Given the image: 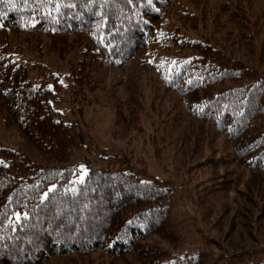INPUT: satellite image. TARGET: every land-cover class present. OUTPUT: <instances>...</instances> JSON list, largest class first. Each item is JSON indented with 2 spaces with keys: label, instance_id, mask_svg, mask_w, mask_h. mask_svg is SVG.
<instances>
[{
  "label": "trees",
  "instance_id": "trees-1",
  "mask_svg": "<svg viewBox=\"0 0 264 264\" xmlns=\"http://www.w3.org/2000/svg\"><path fill=\"white\" fill-rule=\"evenodd\" d=\"M228 5L236 6L0 0V130L17 138L0 137V264H264V239L224 245L210 234L219 220L208 224L205 211L236 189L232 171L216 173L224 166L264 177V13ZM134 60L177 95L180 119L218 134L227 151L191 156L184 178L168 176L161 153L172 128L160 118L150 139L163 176L150 172L133 136L121 152L99 148L73 164L88 128L63 118L62 98L85 103L107 69ZM128 103L104 104L111 128L141 136Z\"/></svg>",
  "mask_w": 264,
  "mask_h": 264
},
{
  "label": "rangeland",
  "instance_id": "rangeland-1",
  "mask_svg": "<svg viewBox=\"0 0 264 264\" xmlns=\"http://www.w3.org/2000/svg\"><path fill=\"white\" fill-rule=\"evenodd\" d=\"M181 2L197 12L207 11V9L215 11L220 4L231 2L236 6L228 5V7L244 8L258 18L264 13V0H181ZM70 61L71 58L68 57L66 63L61 64L63 67L69 66ZM59 70L61 74L64 72L62 66ZM104 94H106V99L103 98ZM92 95L98 97L96 102L94 101L96 96H92L85 103L82 101V104L63 97L58 108L64 119L75 121L79 129L88 128V135L84 138L82 148L72 159L73 164L78 165L84 156L93 157L99 148H106L108 153L121 152L124 149L125 139L133 136L134 148L144 155L145 158H143L150 166V172L153 175L163 176L154 164L150 139L154 134L150 123L156 125L160 118L172 128L165 133L167 140H165V148L161 153L163 166L168 176L184 178L182 165L185 159L188 162L192 158L193 161H197V158L208 154L214 156L212 152L218 148H220L218 154L227 151L225 146L221 150V137L218 134L194 120H182L178 117L182 111L180 99L175 93H166L158 88L150 74L138 61H131L123 67L107 69L103 87L96 89ZM156 95L158 97H155ZM62 96H65V92H62ZM109 100H114L118 105L120 100L129 102L130 115L135 117L138 114L141 117L140 124L145 133L137 136L134 128L126 132L120 127L114 132V128H111L113 112L104 105ZM77 105L82 110L76 109ZM157 133L159 134L158 131ZM1 136L8 137L7 141L11 144L17 140L12 130L8 132L0 130ZM192 148H195V151L198 150V153L191 152ZM224 171H232L230 176H232L234 188L242 194L240 192L238 194V191L235 194L236 189H233L232 194L237 197L241 196L238 202L234 203L232 194H227L223 198L210 200V203L205 205V211H210L207 223L219 220L217 228H214L215 230L213 229L214 231L210 234L230 247L242 242L249 243L252 236L264 239V177L257 172L229 166H224L216 173ZM255 228L259 229L255 231ZM250 244L252 245L253 242ZM44 264L68 263L61 258H53Z\"/></svg>",
  "mask_w": 264,
  "mask_h": 264
}]
</instances>
